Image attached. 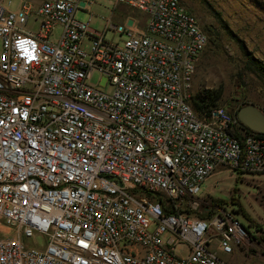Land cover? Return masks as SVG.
I'll return each mask as SVG.
<instances>
[{
  "label": "built area",
  "instance_id": "2783aa9c",
  "mask_svg": "<svg viewBox=\"0 0 264 264\" xmlns=\"http://www.w3.org/2000/svg\"><path fill=\"white\" fill-rule=\"evenodd\" d=\"M10 2L0 1V264H233L225 257L250 233L230 212L205 214L200 187L217 169L264 175V133L224 106L194 108L208 42L197 18L179 0H118L145 26L97 32L75 17L87 1Z\"/></svg>",
  "mask_w": 264,
  "mask_h": 264
},
{
  "label": "rangeland",
  "instance_id": "374dc122",
  "mask_svg": "<svg viewBox=\"0 0 264 264\" xmlns=\"http://www.w3.org/2000/svg\"><path fill=\"white\" fill-rule=\"evenodd\" d=\"M1 1V0H0ZM4 1V0H3ZM9 0H5L8 3ZM15 10L19 0H10ZM37 3L38 0H32ZM87 1V9H78L75 17L87 22L89 28L103 32L108 24L134 22L143 28L147 15L118 0ZM180 4L198 20L207 34L208 42L200 54L193 79L192 99L208 91H220L215 105L234 111L246 102L264 110V78L259 74L250 56L264 63V0H179ZM61 26L52 36L57 39ZM106 38L119 39L112 29ZM100 77L93 75L98 83ZM102 89L108 91L105 83ZM214 105V106H215ZM199 208L212 216L218 209L230 212L247 227L250 242L236 251L230 260L233 264H264V175L240 172L235 169H217L202 183ZM218 200L214 206L213 201ZM3 236V235H0ZM32 244L42 241L22 239Z\"/></svg>",
  "mask_w": 264,
  "mask_h": 264
},
{
  "label": "trees",
  "instance_id": "16d2710c",
  "mask_svg": "<svg viewBox=\"0 0 264 264\" xmlns=\"http://www.w3.org/2000/svg\"><path fill=\"white\" fill-rule=\"evenodd\" d=\"M250 61L253 63V66L256 68L259 74L264 78V63L252 56H250ZM220 95H221L220 91H208L194 97L192 99V104L198 112L202 113L207 111L212 106H214L216 100L220 97ZM239 107L240 106H238L236 110L230 112L236 115ZM216 202H218V200L213 201L211 205L214 206ZM164 210L169 211L170 209L168 207H164Z\"/></svg>",
  "mask_w": 264,
  "mask_h": 264
},
{
  "label": "water",
  "instance_id": "95a60500",
  "mask_svg": "<svg viewBox=\"0 0 264 264\" xmlns=\"http://www.w3.org/2000/svg\"><path fill=\"white\" fill-rule=\"evenodd\" d=\"M236 115L251 130L264 133V111L256 104L251 102L242 104Z\"/></svg>",
  "mask_w": 264,
  "mask_h": 264
},
{
  "label": "crops",
  "instance_id": "0c3cea01",
  "mask_svg": "<svg viewBox=\"0 0 264 264\" xmlns=\"http://www.w3.org/2000/svg\"><path fill=\"white\" fill-rule=\"evenodd\" d=\"M229 258H231V257H229Z\"/></svg>",
  "mask_w": 264,
  "mask_h": 264
}]
</instances>
